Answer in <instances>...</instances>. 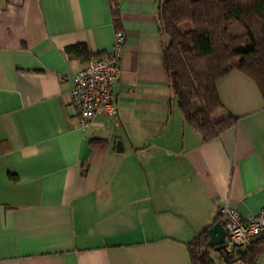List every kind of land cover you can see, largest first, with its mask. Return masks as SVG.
I'll return each instance as SVG.
<instances>
[{
	"label": "crops",
	"instance_id": "1",
	"mask_svg": "<svg viewBox=\"0 0 264 264\" xmlns=\"http://www.w3.org/2000/svg\"><path fill=\"white\" fill-rule=\"evenodd\" d=\"M165 1L115 0L117 112L85 131L69 92L86 61L66 49L110 52L109 0H0V264H191L220 207L264 209V99L229 72L217 92L237 120L204 141L164 68Z\"/></svg>",
	"mask_w": 264,
	"mask_h": 264
},
{
	"label": "trees",
	"instance_id": "2",
	"mask_svg": "<svg viewBox=\"0 0 264 264\" xmlns=\"http://www.w3.org/2000/svg\"><path fill=\"white\" fill-rule=\"evenodd\" d=\"M109 5L117 31L118 5L115 0ZM158 19L166 37L162 59L173 100L183 120L204 141L215 139L237 120L224 111L217 92L225 75L244 74L264 99V0H166L159 6ZM66 52L82 61L90 58L82 45ZM263 248L264 236L244 250L219 255L224 264H256ZM211 251L206 230L188 245L191 264H214Z\"/></svg>",
	"mask_w": 264,
	"mask_h": 264
},
{
	"label": "built area",
	"instance_id": "3",
	"mask_svg": "<svg viewBox=\"0 0 264 264\" xmlns=\"http://www.w3.org/2000/svg\"><path fill=\"white\" fill-rule=\"evenodd\" d=\"M124 42L123 32L115 31L110 52L99 57L90 56L74 74L69 101L85 131L91 128L98 115H116L114 89L120 76ZM218 217L226 233L225 253L244 250L253 239L264 236V209L244 219L238 211L226 205L219 208Z\"/></svg>",
	"mask_w": 264,
	"mask_h": 264
},
{
	"label": "water",
	"instance_id": "4",
	"mask_svg": "<svg viewBox=\"0 0 264 264\" xmlns=\"http://www.w3.org/2000/svg\"><path fill=\"white\" fill-rule=\"evenodd\" d=\"M208 245L215 252L224 251L226 233L220 222H216L207 229Z\"/></svg>",
	"mask_w": 264,
	"mask_h": 264
},
{
	"label": "rangeland",
	"instance_id": "5",
	"mask_svg": "<svg viewBox=\"0 0 264 264\" xmlns=\"http://www.w3.org/2000/svg\"><path fill=\"white\" fill-rule=\"evenodd\" d=\"M211 259L214 261L215 264H224L223 259L217 252H212L210 255Z\"/></svg>",
	"mask_w": 264,
	"mask_h": 264
}]
</instances>
